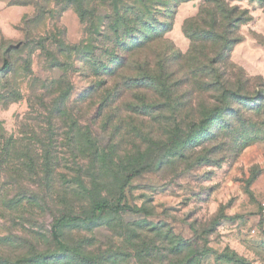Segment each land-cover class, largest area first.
Returning <instances> with one entry per match:
<instances>
[{
  "label": "rangeland",
  "instance_id": "374dc122",
  "mask_svg": "<svg viewBox=\"0 0 264 264\" xmlns=\"http://www.w3.org/2000/svg\"><path fill=\"white\" fill-rule=\"evenodd\" d=\"M28 2L0 0V264H264V0Z\"/></svg>",
  "mask_w": 264,
  "mask_h": 264
},
{
  "label": "trees",
  "instance_id": "16d2710c",
  "mask_svg": "<svg viewBox=\"0 0 264 264\" xmlns=\"http://www.w3.org/2000/svg\"><path fill=\"white\" fill-rule=\"evenodd\" d=\"M83 1L87 2L88 0H81L82 3H83ZM120 29L121 28L117 23L113 27V31L115 33H118L120 31ZM26 30H27V28H26ZM92 31L94 32V30H92ZM100 31L101 30L97 31V33H99L97 35L101 34ZM93 32L90 33V39L87 40L86 44H84L82 46V49L84 51L83 59L85 60V63L89 69L88 74H91V75H94V73L95 74L99 73V69L97 68V70H96V67H97L98 61H101V53H102V50H100V48H99V44H97L98 38L93 36ZM128 32L134 33L135 29L131 27L128 29ZM138 34H139V32H138ZM26 36H28V31L26 33ZM25 41H23L21 43H24ZM127 43L128 42H123L122 45H127ZM140 44L141 43L139 41L138 45H140ZM71 46H72V49H74V48H78L80 45L73 44ZM131 48L132 47H128V45H127L126 51L130 50ZM11 50H12V47L9 44H6V45L2 44V63L0 66V71H6L10 68L11 63H12ZM110 52L111 51H109L108 56L112 55ZM116 57H117V55H116ZM121 64H122V60L120 63L115 64V66H112V67L111 66H105V68H103L104 69L103 71L106 72L107 75L112 76L115 73V68ZM52 65L53 66L58 65L61 67L63 65V63L57 64V62L54 61ZM127 80H128V78H127ZM99 82H101V85H103L104 82H106V81L103 80V82L102 81H99ZM263 100H264V94H261V96L259 97V99H257L255 104H257V106H258L263 102ZM255 107H256V105L252 108H255ZM129 177H131V176H129ZM122 196H123V186L120 189V194L118 196V202L116 204H112V203L105 201V200L97 201L93 205L91 215L84 217V218H81V217L76 216V215H71V214L61 215L60 217H58L53 222L51 230H50V234H51L53 241H55L59 245V248L63 252H66L68 249L65 246H63V244L61 243V241L59 239V235L57 233V226L59 224L64 223V222H76L79 220L88 221V222L95 221L98 218L97 213H101V212H105V211L131 210L130 206L121 203ZM72 252L77 255L79 260L84 261V262L89 261L88 257L81 255L76 250H72Z\"/></svg>",
  "mask_w": 264,
  "mask_h": 264
},
{
  "label": "crops",
  "instance_id": "0c3cea01",
  "mask_svg": "<svg viewBox=\"0 0 264 264\" xmlns=\"http://www.w3.org/2000/svg\"><path fill=\"white\" fill-rule=\"evenodd\" d=\"M13 8H19L20 6H28V0H10L8 3Z\"/></svg>",
  "mask_w": 264,
  "mask_h": 264
},
{
  "label": "built area",
  "instance_id": "2783aa9c",
  "mask_svg": "<svg viewBox=\"0 0 264 264\" xmlns=\"http://www.w3.org/2000/svg\"><path fill=\"white\" fill-rule=\"evenodd\" d=\"M262 214L264 215V201L261 203Z\"/></svg>",
  "mask_w": 264,
  "mask_h": 264
}]
</instances>
